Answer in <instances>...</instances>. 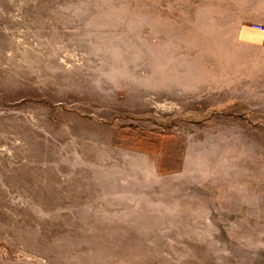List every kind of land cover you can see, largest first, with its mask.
<instances>
[{"label":"rangeland","instance_id":"374dc122","mask_svg":"<svg viewBox=\"0 0 264 264\" xmlns=\"http://www.w3.org/2000/svg\"><path fill=\"white\" fill-rule=\"evenodd\" d=\"M261 1L0 0V264H264Z\"/></svg>","mask_w":264,"mask_h":264},{"label":"crops","instance_id":"0c3cea01","mask_svg":"<svg viewBox=\"0 0 264 264\" xmlns=\"http://www.w3.org/2000/svg\"><path fill=\"white\" fill-rule=\"evenodd\" d=\"M258 6L257 8L247 10L246 18L243 23L239 25L238 30L241 31V36L245 41L254 45H263L264 31L254 29L253 24H264V0H262Z\"/></svg>","mask_w":264,"mask_h":264},{"label":"built area","instance_id":"2783aa9c","mask_svg":"<svg viewBox=\"0 0 264 264\" xmlns=\"http://www.w3.org/2000/svg\"><path fill=\"white\" fill-rule=\"evenodd\" d=\"M253 28L259 31H264V24L262 23H255L253 24Z\"/></svg>","mask_w":264,"mask_h":264}]
</instances>
